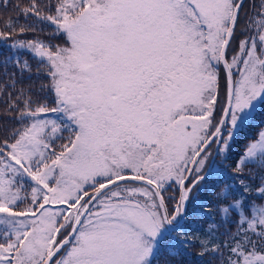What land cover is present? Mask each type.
Listing matches in <instances>:
<instances>
[{"label":"snow or ice","instance_id":"obj_1","mask_svg":"<svg viewBox=\"0 0 264 264\" xmlns=\"http://www.w3.org/2000/svg\"><path fill=\"white\" fill-rule=\"evenodd\" d=\"M20 11L51 31H0L39 61L38 82L22 87L3 61L14 123L0 126V264H192L194 244L202 264H264V203L249 200L264 198V123L251 126L264 0L255 24L245 0H30ZM214 177L228 181L212 185L229 200L216 205L223 218L190 231L189 205Z\"/></svg>","mask_w":264,"mask_h":264},{"label":"trees","instance_id":"obj_2","mask_svg":"<svg viewBox=\"0 0 264 264\" xmlns=\"http://www.w3.org/2000/svg\"><path fill=\"white\" fill-rule=\"evenodd\" d=\"M29 3H30V0H7V5H5L4 0H0V31L6 30V25H9V24H16V25L36 24L40 28H43L45 32L51 31V27L47 23L37 21L35 17H31V16L28 18L24 17V15L20 11V8L27 7ZM246 3H247V6H246ZM253 5L257 6V0H246L245 1V6L247 7L246 12L248 14V17L251 18L249 20L250 23L252 20L251 15L253 13ZM241 23H242V20H241ZM22 38L32 39V35L29 34L28 36L22 37ZM57 42L63 43V37H61ZM10 54H11L10 48H6L5 46L0 45V84H6V82L10 80V76L4 75L5 66L3 64V61L8 57H11L12 59H10L8 62L7 71L9 73H13V72L16 73L18 87L25 86L32 81L38 82V78L35 75V70L37 67H39V61L37 60V58L31 52L27 50H23V52H21L20 57H18L19 60L21 61V63H23L24 60H27L29 66L32 69L31 73H29L28 70L25 69L23 75L21 76L19 70L16 68L13 62L14 59L16 58L11 56ZM8 91H12V89L8 88ZM6 109H7L6 97H0V126L11 125L12 123H14L13 121H9L5 117L4 113ZM261 123H264V115L255 116L254 120L252 121L251 126L253 128H257L261 126ZM247 135H248L247 129L242 131L241 137H240L241 143H243V137H246ZM238 147H237V150H238ZM217 179H220L222 181L221 186H223L224 183H228V181L224 180L223 177H220V178L214 177L212 180L209 181V184L201 192L200 201H194L193 204L189 205V214L186 218L185 227L189 228L190 231L203 232L209 223L218 222L223 218V213L217 210L216 205L222 204L226 206L229 203V200L217 199L215 193L219 192L220 188L212 187V185L216 182ZM249 200L257 204L264 203V198L257 196L255 193H253L249 197ZM200 203H203L205 207L209 208V211L204 213L203 215H200L198 211V205ZM213 217L215 219H213ZM230 217L231 219H235L234 211L230 212ZM198 248H199V245L194 244L192 245L190 249H185V252L192 253L190 257L192 264H202L201 258L195 255V252L198 250ZM208 259H209L208 256H205L203 258L204 264H206Z\"/></svg>","mask_w":264,"mask_h":264},{"label":"rangeland","instance_id":"obj_3","mask_svg":"<svg viewBox=\"0 0 264 264\" xmlns=\"http://www.w3.org/2000/svg\"><path fill=\"white\" fill-rule=\"evenodd\" d=\"M259 2H260V0H257V8H258V6H259ZM246 6H247V3H246ZM245 6V12L247 11V7ZM247 13V12H246ZM251 17H252V20H251V23H253V24H255L256 22H258L260 19H262V17H260V16H258L257 14H256V12H254L253 11V13H252V15H251ZM244 23V19H243V14H242V24ZM1 44L0 45H2V46H5L6 48H9L6 44H4L3 42H0ZM10 51H11V56H13V57H15V58H18V57H20V55H21V52H23V50H16V51H13L12 49H10ZM259 104H260V108H258V110H257V114H256V116H262V115H264V99H262V100H260L259 101Z\"/></svg>","mask_w":264,"mask_h":264}]
</instances>
